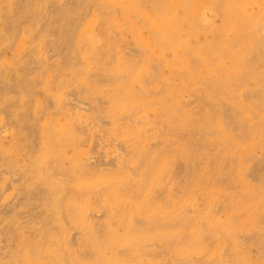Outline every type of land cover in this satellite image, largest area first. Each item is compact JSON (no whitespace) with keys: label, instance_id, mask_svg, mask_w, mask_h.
Listing matches in <instances>:
<instances>
[{"label":"bare ground","instance_id":"6f19581e","mask_svg":"<svg viewBox=\"0 0 264 264\" xmlns=\"http://www.w3.org/2000/svg\"><path fill=\"white\" fill-rule=\"evenodd\" d=\"M0 264H264V0H0Z\"/></svg>","mask_w":264,"mask_h":264}]
</instances>
